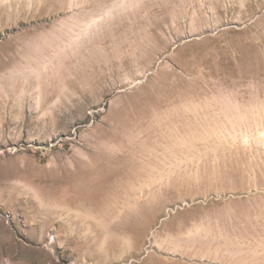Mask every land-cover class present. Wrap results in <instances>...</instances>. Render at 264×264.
<instances>
[{"label": "rangeland", "instance_id": "1", "mask_svg": "<svg viewBox=\"0 0 264 264\" xmlns=\"http://www.w3.org/2000/svg\"><path fill=\"white\" fill-rule=\"evenodd\" d=\"M0 264H264V0H0Z\"/></svg>", "mask_w": 264, "mask_h": 264}]
</instances>
